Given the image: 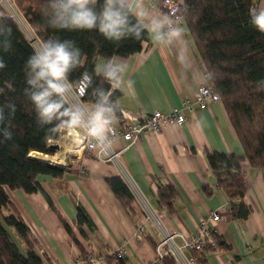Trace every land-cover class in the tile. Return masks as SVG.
I'll return each instance as SVG.
<instances>
[{
    "label": "crops",
    "instance_id": "obj_1",
    "mask_svg": "<svg viewBox=\"0 0 264 264\" xmlns=\"http://www.w3.org/2000/svg\"><path fill=\"white\" fill-rule=\"evenodd\" d=\"M174 1L182 5V0ZM255 1L259 8L264 7V0ZM152 3L143 0V7L163 13ZM178 25L183 32L181 39L157 44L150 38L141 43L138 53L122 58L126 65L125 84L119 90L117 104L119 110L132 117L152 111L166 114L173 106L184 117V123L170 124L156 134L140 135L120 152L119 159L138 192L151 204L159 225L167 232L188 235L195 232L200 220L227 207L224 194L215 187L203 150L238 157L243 154L220 102L205 108L195 104L182 107V102L191 98L199 86L209 84V80L183 21ZM102 63L98 59L95 65ZM127 81H132L131 89ZM113 147L119 149L122 143L117 141ZM41 158L52 161L46 156ZM66 169L68 172L61 179L40 176L38 180L77 244L41 195L21 190L7 192L10 203L38 244L36 254L66 264L81 257L83 248L94 254L112 255L113 249L122 247L126 264L154 261L151 245L145 238L133 236L136 227L144 223V211L134 203V216L129 217L104 182L105 178L117 175L115 168L91 156L79 155L68 160ZM239 170L245 185L242 202L251 212L242 222L220 219L212 224L221 247L217 248L216 257L208 250L200 253L205 264H264V179L261 170L251 168L246 160L239 163ZM157 185L176 189L174 213L157 207ZM77 204L90 219V225L81 228L83 237L74 228ZM144 225L150 241L156 245L158 237L148 232L147 223ZM16 245L23 253L17 241Z\"/></svg>",
    "mask_w": 264,
    "mask_h": 264
},
{
    "label": "trees",
    "instance_id": "obj_2",
    "mask_svg": "<svg viewBox=\"0 0 264 264\" xmlns=\"http://www.w3.org/2000/svg\"><path fill=\"white\" fill-rule=\"evenodd\" d=\"M35 43L50 38L71 42L84 58L83 65L68 74L70 83L78 81L87 72L91 84L81 102L94 101L96 88L110 89V84L95 73L98 59L112 56L126 58L140 51L142 42H149L147 32L139 40L128 36L119 41L106 39L97 28L91 30L55 29L48 25L42 9L47 0H8ZM104 0H97L94 11L100 12ZM259 8L255 0H182L181 18L209 80V85L219 98L237 142L242 157L225 153H209L203 150L214 184L227 201L226 219L242 222L251 209L242 202L245 185L239 163L246 160L251 168L259 169L264 179V34L257 32L249 22V11ZM131 23L136 18L129 16ZM0 23L11 28L7 51L0 47V108L4 109V121L0 129L7 127L12 135L5 139L0 132V264H41L36 249L38 244L29 229L10 203L7 192L21 190L26 194H39L72 241L77 244L73 232L54 209L40 186L38 177L61 179L67 173L65 167L49 164L42 156L52 154L49 142L59 137V132L48 134L52 125H41L34 105L25 95L26 64L33 55V42L20 30L0 3ZM3 37H0L2 40ZM11 85V88L8 85ZM120 91L114 90L110 99L116 103V119L120 120ZM123 125V122H120ZM45 154V155H42ZM86 155L83 154V157ZM93 158V157H92ZM40 159V160H39ZM94 159V158H93ZM43 160V161H42ZM104 182L121 208L133 217L134 199L119 176H111ZM177 191L170 185H157L155 203L169 214L175 212ZM74 228L83 237L82 226H89L90 219L77 204ZM145 240L155 249L149 237ZM16 241L23 247L21 253ZM221 247L217 243V248ZM87 251L82 250L81 257ZM195 264H205L200 253L191 254ZM164 264L171 259L161 260ZM166 262V263H165ZM102 264H126L125 259L104 254Z\"/></svg>",
    "mask_w": 264,
    "mask_h": 264
},
{
    "label": "clouds",
    "instance_id": "obj_3",
    "mask_svg": "<svg viewBox=\"0 0 264 264\" xmlns=\"http://www.w3.org/2000/svg\"><path fill=\"white\" fill-rule=\"evenodd\" d=\"M97 0H47L42 9L48 17V25L55 29L91 30L97 28L106 39L119 41L131 36L137 40L143 32L157 44H171L182 38L183 32L178 22L168 14L150 12L143 7V0H104L99 13L93 6ZM136 18L131 23L129 16ZM249 22L253 28L264 34V7L249 11ZM11 28L0 23V47L7 51L10 47L8 37ZM33 55L26 64L25 95L34 105L41 125H52L48 134L69 129L79 132L85 139L94 142V147L101 152L111 147L110 134L116 122L117 105L110 97L114 90H122L125 84L123 73L125 60L112 56L104 59L102 64L95 65V73L110 84V89L96 88L93 91L94 101L82 103L78 97L85 96L91 84L87 72L75 83H70L68 74L83 65L84 58L71 42H60L57 39L40 40L33 46ZM0 63V68H3ZM264 87V81L257 82ZM132 81H127L131 89ZM11 88V85H8ZM2 91V90H0ZM4 109L0 108V124L3 123ZM5 139H11V131L0 129Z\"/></svg>",
    "mask_w": 264,
    "mask_h": 264
},
{
    "label": "built area",
    "instance_id": "obj_4",
    "mask_svg": "<svg viewBox=\"0 0 264 264\" xmlns=\"http://www.w3.org/2000/svg\"><path fill=\"white\" fill-rule=\"evenodd\" d=\"M152 1V4L155 7H158L163 13L168 14L176 20L178 24L181 23L182 5L174 0ZM77 98L81 100L82 97H78L77 93ZM215 102H219L218 96L209 84H203L197 88L191 98L185 99L182 102V107L187 108L191 104H195L198 107L205 108L209 104ZM119 114L120 120L116 119L113 126L114 130L110 134L112 143L111 147L107 151L101 152L98 148L94 147L93 141L81 137L78 131L71 132L69 129H64V134L59 137L62 140L69 141V145L73 144V148L69 150L72 154H76L78 150H81L79 154L81 156L84 154L86 156L93 157L97 162L111 164L116 170V176H119L126 185L134 199V202H137L139 207L144 211V223L148 224V232H150L153 236L158 237V241L154 249V261L142 262L141 264H154V262H161L164 258L171 259L174 264H194L195 260L191 254L193 252L201 253L205 250H208L213 257H216L218 241L216 232L213 228H211V226L214 222L219 221L220 219L226 220V208L219 209V211L213 212L205 219L200 220L197 223L193 234L183 235L182 233L177 232H167L154 218V211L152 208H150L149 205L142 200H139L138 202V195L135 189L136 187L123 169L119 159L120 152L130 143L134 142L140 135L146 133L156 134L170 124L180 126L184 123V117L179 113V110L173 106L166 114H161L158 111H152L148 115L132 117L129 113H125L121 110H119ZM120 122H123V125H120ZM117 141L122 143V147L119 149H115L113 147ZM76 142H78L79 146ZM51 144L52 143L49 142V146ZM76 146H78V148H76ZM56 156L57 155H54L55 158ZM63 167H65V165ZM144 223L136 227L133 234L136 239L141 240L144 238L145 234H147V229H145ZM175 239L178 241L176 242ZM112 255L126 260V255L122 247L115 250L113 249ZM38 257L41 264H59L58 262L50 259L49 256L43 254L38 255ZM102 262L103 254H94L87 251L85 257H79L73 262L66 264H102Z\"/></svg>",
    "mask_w": 264,
    "mask_h": 264
},
{
    "label": "rangeland",
    "instance_id": "obj_5",
    "mask_svg": "<svg viewBox=\"0 0 264 264\" xmlns=\"http://www.w3.org/2000/svg\"><path fill=\"white\" fill-rule=\"evenodd\" d=\"M0 3L6 9V11L9 14V16L16 22V24L18 25V27L20 28V30L23 32V34L29 40H32V37L30 36L29 32L27 31V28L25 27L23 21L18 16L19 14H17L16 11L14 10L13 5L11 4V2H9L8 0H0ZM31 42H33V46L37 45V43H35L34 40H32ZM63 134H64V130L59 133V135H63ZM50 143H52L51 145H57V150L51 151L52 154L46 155L50 160H52V161H46V162H49V163L54 164V165H58L56 162L59 160L58 157H61L60 155H62V156H64L63 157V162H62L63 164L62 165H58V166H64L65 165V168H67V162H68V160L69 159H74L75 157H78L79 154H80V151H81V150H78V152L76 154H72L71 151H69V150H71L73 148V144H70L69 145L68 144L69 141L62 140V139H60V137H58L54 141H51ZM59 153H60V155L58 156L57 154H59ZM42 155H45V154H42ZM54 155H57L56 158L58 160L54 157ZM131 182H132V180H131ZM136 192H137V195H138V197H137L138 202H139V200H142V201L146 202L149 205V207H150L151 204L149 203V201H147V199L143 195H141V193L138 192L137 189H136Z\"/></svg>",
    "mask_w": 264,
    "mask_h": 264
},
{
    "label": "bare ground",
    "instance_id": "obj_6",
    "mask_svg": "<svg viewBox=\"0 0 264 264\" xmlns=\"http://www.w3.org/2000/svg\"><path fill=\"white\" fill-rule=\"evenodd\" d=\"M9 6V5H8ZM27 35V34H26ZM33 40V39H32ZM77 145H78V142H77ZM76 148H78V146H76ZM78 152V151H77ZM58 156L60 155V153L59 154H57ZM46 156V155H45ZM61 157H58V161L56 162L58 165H62L63 163V156L62 155H60ZM47 157V156H46ZM62 160V161H61ZM54 162V161H53ZM52 162V163H53Z\"/></svg>",
    "mask_w": 264,
    "mask_h": 264
},
{
    "label": "water",
    "instance_id": "obj_7",
    "mask_svg": "<svg viewBox=\"0 0 264 264\" xmlns=\"http://www.w3.org/2000/svg\"><path fill=\"white\" fill-rule=\"evenodd\" d=\"M49 150L50 151H55V150H57V145H50L49 146ZM49 164H51V163H49ZM52 165H54V164H52ZM58 166V165H57ZM61 167H63V166H61Z\"/></svg>",
    "mask_w": 264,
    "mask_h": 264
}]
</instances>
